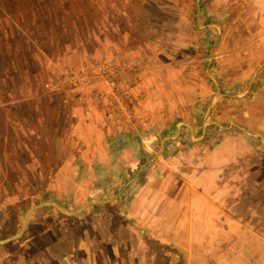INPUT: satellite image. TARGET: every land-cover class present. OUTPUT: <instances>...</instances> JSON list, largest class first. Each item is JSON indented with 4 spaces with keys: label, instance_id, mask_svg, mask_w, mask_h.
I'll return each mask as SVG.
<instances>
[{
    "label": "rangeland",
    "instance_id": "374dc122",
    "mask_svg": "<svg viewBox=\"0 0 264 264\" xmlns=\"http://www.w3.org/2000/svg\"><path fill=\"white\" fill-rule=\"evenodd\" d=\"M123 25L122 39L129 35L150 50L155 46L161 63L194 58L216 67L226 55L227 66L234 63L227 72L231 81L224 79L218 87H233L240 75L246 79L239 86H253L244 95L219 96L213 84L196 101L202 103L196 121L209 136L240 128L256 153L226 166L215 190L206 182L193 188L191 215L161 219L170 208L158 198L149 214L138 207L144 217L135 223L137 208L125 189L114 197L120 187L96 194L89 186L75 200L72 186L84 177L67 168L58 175L65 161L38 158L50 147L33 130L44 123L46 53L58 54L57 40L65 32L78 35L79 51H71L84 56L98 31L115 41L110 36L122 33ZM212 73L217 76V70ZM263 92L264 0H0V240L23 231L0 243V264H264ZM156 172L147 178L162 179ZM144 180L134 182L130 193ZM179 185L178 203L186 196ZM87 201L94 202L91 208L71 214Z\"/></svg>",
    "mask_w": 264,
    "mask_h": 264
},
{
    "label": "crops",
    "instance_id": "0c3cea01",
    "mask_svg": "<svg viewBox=\"0 0 264 264\" xmlns=\"http://www.w3.org/2000/svg\"><path fill=\"white\" fill-rule=\"evenodd\" d=\"M122 28V33L115 31L110 36L115 41L105 39L107 37L101 36L98 31L100 36L91 37L97 39L90 41L88 50L91 51L85 52L84 56L71 51L78 50V35L64 32L57 40L58 54L50 58L46 53L42 62V75L50 83L65 67H71L79 73L85 56L111 59L116 56L113 55L115 51L123 52L117 55L136 70L129 82V111L120 116L113 114L107 99L94 95L95 86H100L96 78H90L87 83L74 87L66 83L59 88L46 89L41 107L44 123L41 127L33 125V130L36 128L34 131L40 132L43 137L41 142H47L50 147L47 153H43L45 155L38 158L65 161L58 167V175H64L62 170L67 168L69 173L84 177L81 183L72 186L75 200L88 193L89 186H92L91 191H96V194L117 187L120 188L114 197L124 189L126 194L133 184L145 177L147 181L144 180L131 193L130 200H133L137 208L134 213L135 223H141L139 220L144 217L138 207L144 211L148 208L149 214L150 204L158 198H164V209L170 208L161 219L172 214H178V217L182 212L191 215L194 207L191 195L193 188L206 182L211 185V191L215 190V186L221 183L220 176L226 166L252 152L256 153L255 149L250 150L251 147L243 138L248 132L240 128L209 136L210 131L196 121L202 107L201 101L198 104L196 101L205 97V92H209L213 84L218 88L215 93L219 96H227L229 93L244 95L250 93L253 86L251 83L239 86L246 79L240 75L238 77L241 81H234L236 78L232 80L239 82L233 87L224 84L218 87L224 79L231 81L227 72H230L234 63L227 66L226 55L220 57V65L216 67L206 62L198 63L194 58L176 59L170 61V64L161 63L155 57V46L150 50L148 43L137 37L130 38L129 35L122 39L124 25ZM135 50L140 51L133 52ZM185 68H188L187 75L183 73ZM215 70L217 76L212 73ZM203 73L211 79V85L203 80ZM237 85L239 87H234ZM209 108L210 105L207 112ZM243 116L249 115L245 112ZM250 117L255 121L260 119ZM259 126L264 127V123ZM198 166L200 170L195 174L189 172ZM183 167L189 171L181 173L177 170ZM156 170L161 172L162 179L147 178L155 175ZM198 176L201 177L197 179ZM167 182L173 186L165 188ZM181 184L185 186L186 196L183 202L178 203L174 192ZM225 186L231 187L227 184ZM93 203L87 201L71 214L79 213L82 208H91ZM45 204L43 202L42 206ZM171 209L175 211L172 213ZM175 229L178 233V228ZM22 232L5 240L17 239Z\"/></svg>",
    "mask_w": 264,
    "mask_h": 264
},
{
    "label": "built area",
    "instance_id": "2783aa9c",
    "mask_svg": "<svg viewBox=\"0 0 264 264\" xmlns=\"http://www.w3.org/2000/svg\"><path fill=\"white\" fill-rule=\"evenodd\" d=\"M81 71L77 73L71 67H65L60 75L50 83L47 88H59L63 84H70L72 87L87 83L90 78L97 79L100 86H95L94 95L103 96L107 99L113 114L120 116L129 111V82L136 70L125 63L120 55L111 59H95L86 56L81 62ZM132 191V189H131ZM130 196V190L127 192Z\"/></svg>",
    "mask_w": 264,
    "mask_h": 264
},
{
    "label": "water",
    "instance_id": "95a60500",
    "mask_svg": "<svg viewBox=\"0 0 264 264\" xmlns=\"http://www.w3.org/2000/svg\"><path fill=\"white\" fill-rule=\"evenodd\" d=\"M8 240H9V239H8ZM8 240H0V243L6 242V241H8Z\"/></svg>",
    "mask_w": 264,
    "mask_h": 264
}]
</instances>
